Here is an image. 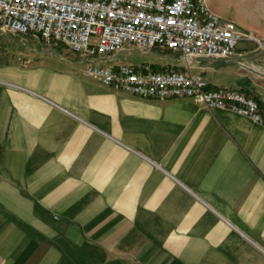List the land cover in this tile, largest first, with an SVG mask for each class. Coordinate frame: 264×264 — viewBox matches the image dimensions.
Listing matches in <instances>:
<instances>
[{
    "label": "crops",
    "instance_id": "crops-1",
    "mask_svg": "<svg viewBox=\"0 0 264 264\" xmlns=\"http://www.w3.org/2000/svg\"><path fill=\"white\" fill-rule=\"evenodd\" d=\"M206 2L264 40V0ZM44 49L0 51V264H264V124L116 92ZM192 72L264 117L254 44Z\"/></svg>",
    "mask_w": 264,
    "mask_h": 264
},
{
    "label": "built area",
    "instance_id": "built-area-1",
    "mask_svg": "<svg viewBox=\"0 0 264 264\" xmlns=\"http://www.w3.org/2000/svg\"><path fill=\"white\" fill-rule=\"evenodd\" d=\"M0 34L62 47L82 60L83 74L144 100L194 99L264 124L258 101L239 90L208 89L192 72L197 60H228L241 43L264 52V40L212 12L206 0H0ZM155 50L180 62L108 64L122 51Z\"/></svg>",
    "mask_w": 264,
    "mask_h": 264
},
{
    "label": "rangeland",
    "instance_id": "rangeland-1",
    "mask_svg": "<svg viewBox=\"0 0 264 264\" xmlns=\"http://www.w3.org/2000/svg\"><path fill=\"white\" fill-rule=\"evenodd\" d=\"M216 3H223L224 0H215ZM9 42H6L8 40ZM24 39V40H23ZM241 44L238 45V47ZM48 48L51 52L57 55H62L63 57L72 58L74 55L62 47H52L45 46L42 42L31 39L30 37H20L18 35L11 34H0V51L3 50H13V48H30L38 52H46L44 48ZM122 63H128L132 65L140 64H175L176 60L169 53H159L155 50H150L147 52H141L139 50H129L128 52H122L117 58Z\"/></svg>",
    "mask_w": 264,
    "mask_h": 264
}]
</instances>
